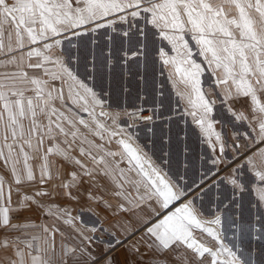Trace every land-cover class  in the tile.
Segmentation results:
<instances>
[{"label": "snow or ice", "instance_id": "6c2138e0", "mask_svg": "<svg viewBox=\"0 0 264 264\" xmlns=\"http://www.w3.org/2000/svg\"><path fill=\"white\" fill-rule=\"evenodd\" d=\"M0 264H264V0H0Z\"/></svg>", "mask_w": 264, "mask_h": 264}, {"label": "crops", "instance_id": "0c3cea01", "mask_svg": "<svg viewBox=\"0 0 264 264\" xmlns=\"http://www.w3.org/2000/svg\"><path fill=\"white\" fill-rule=\"evenodd\" d=\"M165 90H166V92H167L168 94H172V86H171V84L167 83L166 80H165ZM173 98H174V94H173ZM187 119H188V123H189V125H190V124H191V120H190V118H187ZM181 127L183 128L184 125L181 124ZM190 143H192L193 146H194L197 150H199V145H198V143L195 142V138H192V139L190 140Z\"/></svg>", "mask_w": 264, "mask_h": 264}, {"label": "bare ground", "instance_id": "6f19581e", "mask_svg": "<svg viewBox=\"0 0 264 264\" xmlns=\"http://www.w3.org/2000/svg\"><path fill=\"white\" fill-rule=\"evenodd\" d=\"M165 214H166V212H165Z\"/></svg>", "mask_w": 264, "mask_h": 264}]
</instances>
